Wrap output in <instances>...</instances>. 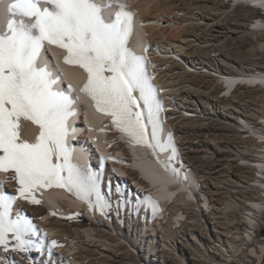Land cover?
Here are the masks:
<instances>
[{
    "label": "bare ground",
    "instance_id": "obj_1",
    "mask_svg": "<svg viewBox=\"0 0 264 264\" xmlns=\"http://www.w3.org/2000/svg\"><path fill=\"white\" fill-rule=\"evenodd\" d=\"M117 2L134 13L128 47L145 58L144 68L160 102V136L167 141L171 134L175 152L156 155L151 147L136 144L82 91L87 72L64 61L65 49L45 42L37 67L47 66L55 80L53 91L71 101L65 122L69 163L85 183L95 182L108 206L101 210L95 194L82 198L75 190L55 186L36 189L41 202L34 204L17 195L14 173L0 172V191L17 195L10 218L19 214L35 226L24 236L28 243L23 250L8 234L6 244L0 245V264H156L157 234L166 237L162 247L176 253L179 243L169 232L187 218L201 225L200 207L217 213L216 231L226 240L218 241L215 249L223 264L242 249L233 218L236 204L229 198L233 190L223 193L221 183L235 181L229 166L238 163L254 169L251 184L264 191V0ZM11 3L0 0V32L7 30L9 18L32 23L10 14ZM96 3L105 5L107 0ZM45 6L40 0V7ZM116 11L114 3L102 14L110 20ZM243 42H249L247 56L237 63L230 50ZM144 116L147 120L146 109ZM20 133L34 142L39 126L22 119ZM209 147L215 150L212 157L199 154ZM203 162L216 166L202 177ZM205 177L210 179L211 204L199 192V187H206ZM149 198L157 202L155 207ZM246 204L251 228L256 225L253 213L263 205ZM191 235L194 244L186 240L184 245L191 246L196 260H205L206 252ZM257 242L256 264H264V235Z\"/></svg>",
    "mask_w": 264,
    "mask_h": 264
},
{
    "label": "snow or ice",
    "instance_id": "obj_2",
    "mask_svg": "<svg viewBox=\"0 0 264 264\" xmlns=\"http://www.w3.org/2000/svg\"><path fill=\"white\" fill-rule=\"evenodd\" d=\"M44 3L46 6L40 7V0H13L9 13L30 18L32 23L9 18L7 30L0 32V172L14 173L17 195L31 203L41 202L34 195L38 188L67 187L82 198L95 194L103 210L108 202L95 182L85 183L69 163L65 122L71 101L53 91L55 80L47 66L37 67L45 42L65 49L64 61L87 72L82 91L136 144L151 147L156 155L175 152V146L171 134L167 141L160 136V102L144 68L145 58L128 47L134 13L117 0H107L105 5L96 0ZM114 3L118 11L106 20L103 9ZM22 119L39 126L34 142L22 139ZM17 195L0 191V245L6 244L11 233L23 250L28 243L24 236L34 232L35 226L19 214L10 218ZM149 201L156 206L157 202Z\"/></svg>",
    "mask_w": 264,
    "mask_h": 264
},
{
    "label": "rangeland",
    "instance_id": "obj_3",
    "mask_svg": "<svg viewBox=\"0 0 264 264\" xmlns=\"http://www.w3.org/2000/svg\"><path fill=\"white\" fill-rule=\"evenodd\" d=\"M257 10L260 12V14H263L262 9L257 8ZM248 45L249 42H243L231 47L230 53L237 63L244 62V59L247 56L246 51L248 50ZM219 105L222 108L223 104ZM199 108L202 109L200 105ZM220 122H222V120H220ZM201 150L202 149H200L199 151ZM214 152L215 150L209 147L207 151H201L199 154L203 155L204 157H212V153ZM215 166L216 165L214 162H203V165H200L199 167V174H201L202 177L204 175V172L206 173V175H209L210 173H208V171L215 169ZM229 169L230 178L231 180L234 179L235 181H225V183H221V191L225 193V191L227 192V190L229 189L233 190V192L229 194V198L236 204V210L233 212V218L236 222L237 234L238 236H240L242 242V249L239 250V253L237 252L238 255L236 254L233 260L228 264H256L257 253L259 252L257 247V240L262 235H264L262 234V231L264 230V195H262V193L264 191H260L257 186L251 184L255 171L250 166H243L235 163L231 164V166H229ZM205 180L207 181L206 187H204V185L202 187H199V192L207 195L210 201L209 204H211L212 199L208 191L209 188H211L210 179L205 177ZM238 180H240V183L236 184ZM261 180L264 182V178H262ZM244 192L245 197L240 198L241 195L244 194ZM257 193H260V195L254 196V194L257 195ZM248 201H257L263 205L259 210H255V213H253L254 217L252 218L255 219L256 225L251 228H249L250 224L246 221L245 218L246 213L250 208L246 204V202ZM199 210L203 211L204 213H201V219L199 220V223L201 225L194 226L191 218H187L186 221H183V224H181V226L173 228L171 232H169V238L179 243L178 247L176 248V253H174V251L166 249V247H162L161 244L162 242H164L166 237L165 235H160L161 232H157L158 240L156 249L158 257L156 259V264H223L222 257L215 249L216 243L218 241L224 242L226 240L225 236L220 235L216 231L219 220L217 213L215 211L213 212V209L212 213L209 209H204V207H200ZM185 214L189 216L188 213L185 212ZM117 223L119 224L118 220ZM180 230H182V232H180ZM248 233H250L252 236L250 235L251 237H248ZM191 234L196 235V239L199 241V248L206 252L205 260H196L191 252V246L188 248L184 245L186 240H189V243L194 244L195 239L192 238ZM251 248L254 249V254L250 252ZM33 249H36L35 246L33 247Z\"/></svg>",
    "mask_w": 264,
    "mask_h": 264
},
{
    "label": "water",
    "instance_id": "obj_4",
    "mask_svg": "<svg viewBox=\"0 0 264 264\" xmlns=\"http://www.w3.org/2000/svg\"><path fill=\"white\" fill-rule=\"evenodd\" d=\"M262 234H264V230L262 231Z\"/></svg>",
    "mask_w": 264,
    "mask_h": 264
}]
</instances>
